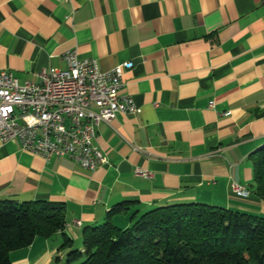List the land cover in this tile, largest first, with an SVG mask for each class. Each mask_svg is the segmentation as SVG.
<instances>
[{
    "label": "crops",
    "instance_id": "0c3cea01",
    "mask_svg": "<svg viewBox=\"0 0 264 264\" xmlns=\"http://www.w3.org/2000/svg\"><path fill=\"white\" fill-rule=\"evenodd\" d=\"M71 48L102 70L132 62L120 92L140 111L96 127L104 161L94 170L0 142V201L65 207L63 231L10 251L12 264H65L83 229L121 202L119 227L178 202L264 215L250 185L251 154L264 146V0H0V71L37 81L64 69Z\"/></svg>",
    "mask_w": 264,
    "mask_h": 264
},
{
    "label": "trees",
    "instance_id": "16d2710c",
    "mask_svg": "<svg viewBox=\"0 0 264 264\" xmlns=\"http://www.w3.org/2000/svg\"><path fill=\"white\" fill-rule=\"evenodd\" d=\"M254 194L264 201V146L251 154ZM129 203L114 205L103 223L85 227L83 249H70L65 264H264V215L204 202H178L150 208L126 227L112 216ZM62 202L37 199L0 201V264L9 253L63 231ZM71 245L64 238L62 246Z\"/></svg>",
    "mask_w": 264,
    "mask_h": 264
},
{
    "label": "built area",
    "instance_id": "2783aa9c",
    "mask_svg": "<svg viewBox=\"0 0 264 264\" xmlns=\"http://www.w3.org/2000/svg\"><path fill=\"white\" fill-rule=\"evenodd\" d=\"M62 56L66 67L42 69L37 81L20 83L10 71H0V142L16 138L26 151L46 159L67 156L81 168L94 170L104 161L95 143L96 127L117 112L140 111L131 95L120 92L124 69L132 62L102 70L95 59L79 57L75 48ZM135 173L150 175L140 168ZM232 189L248 193L237 183Z\"/></svg>",
    "mask_w": 264,
    "mask_h": 264
},
{
    "label": "rangeland",
    "instance_id": "374dc122",
    "mask_svg": "<svg viewBox=\"0 0 264 264\" xmlns=\"http://www.w3.org/2000/svg\"><path fill=\"white\" fill-rule=\"evenodd\" d=\"M262 215V214H261Z\"/></svg>",
    "mask_w": 264,
    "mask_h": 264
}]
</instances>
